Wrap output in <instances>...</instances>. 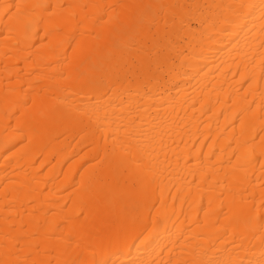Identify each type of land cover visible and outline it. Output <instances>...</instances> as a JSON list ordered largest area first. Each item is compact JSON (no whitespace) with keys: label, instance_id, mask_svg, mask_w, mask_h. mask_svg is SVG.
Segmentation results:
<instances>
[{"label":"bare ground","instance_id":"obj_1","mask_svg":"<svg viewBox=\"0 0 264 264\" xmlns=\"http://www.w3.org/2000/svg\"><path fill=\"white\" fill-rule=\"evenodd\" d=\"M0 264H264V0H0Z\"/></svg>","mask_w":264,"mask_h":264},{"label":"rangeland","instance_id":"obj_2","mask_svg":"<svg viewBox=\"0 0 264 264\" xmlns=\"http://www.w3.org/2000/svg\"><path fill=\"white\" fill-rule=\"evenodd\" d=\"M7 3V2H6ZM6 3H4V4H2L1 5V7H4V8H7V7H9L10 6V3H11V1H8V3L6 4ZM10 8V7H9ZM10 10V9H9Z\"/></svg>","mask_w":264,"mask_h":264}]
</instances>
